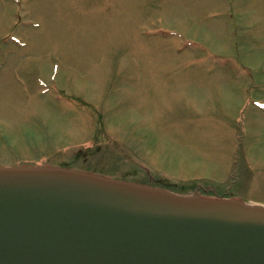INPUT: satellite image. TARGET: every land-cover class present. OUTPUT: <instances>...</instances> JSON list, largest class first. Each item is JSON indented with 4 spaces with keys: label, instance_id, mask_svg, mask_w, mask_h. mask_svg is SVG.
I'll return each mask as SVG.
<instances>
[{
    "label": "rangeland",
    "instance_id": "obj_1",
    "mask_svg": "<svg viewBox=\"0 0 264 264\" xmlns=\"http://www.w3.org/2000/svg\"><path fill=\"white\" fill-rule=\"evenodd\" d=\"M19 1L0 0V164L138 178L125 145L264 205V0Z\"/></svg>",
    "mask_w": 264,
    "mask_h": 264
},
{
    "label": "water",
    "instance_id": "obj_2",
    "mask_svg": "<svg viewBox=\"0 0 264 264\" xmlns=\"http://www.w3.org/2000/svg\"><path fill=\"white\" fill-rule=\"evenodd\" d=\"M0 264H264V207L0 166Z\"/></svg>",
    "mask_w": 264,
    "mask_h": 264
}]
</instances>
